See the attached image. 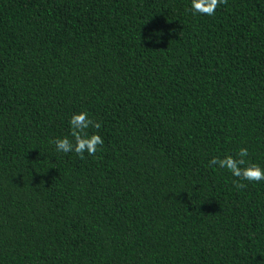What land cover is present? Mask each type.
<instances>
[{
  "label": "trees",
  "instance_id": "16d2710c",
  "mask_svg": "<svg viewBox=\"0 0 264 264\" xmlns=\"http://www.w3.org/2000/svg\"><path fill=\"white\" fill-rule=\"evenodd\" d=\"M241 148L264 168V0H0V264H264V180L209 165Z\"/></svg>",
  "mask_w": 264,
  "mask_h": 264
},
{
  "label": "clouds",
  "instance_id": "9594fccd",
  "mask_svg": "<svg viewBox=\"0 0 264 264\" xmlns=\"http://www.w3.org/2000/svg\"><path fill=\"white\" fill-rule=\"evenodd\" d=\"M228 0H191V11L194 14L213 16L221 5H226ZM148 41L152 38L149 36ZM156 40V43H160ZM71 137L56 139L53 143L57 152L69 153L75 152L81 159H84V153L95 156L98 146H103L104 141L98 134H89L90 128L100 129L101 124L89 117L87 112L74 114L70 120ZM249 156L247 148H241L236 157L226 155L223 159L214 157L209 161L210 166H218L227 169L231 174L241 181L260 182L264 180V168L256 163H251L245 158ZM238 189L246 188L245 183L234 182Z\"/></svg>",
  "mask_w": 264,
  "mask_h": 264
}]
</instances>
